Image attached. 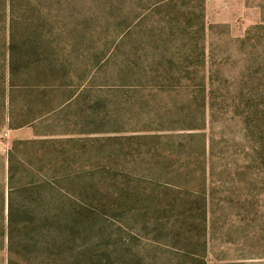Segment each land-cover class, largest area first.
<instances>
[{"label":"rangeland","instance_id":"1","mask_svg":"<svg viewBox=\"0 0 264 264\" xmlns=\"http://www.w3.org/2000/svg\"><path fill=\"white\" fill-rule=\"evenodd\" d=\"M0 264H264V0H0Z\"/></svg>","mask_w":264,"mask_h":264},{"label":"trees","instance_id":"2","mask_svg":"<svg viewBox=\"0 0 264 264\" xmlns=\"http://www.w3.org/2000/svg\"><path fill=\"white\" fill-rule=\"evenodd\" d=\"M9 171H12V164L9 165ZM8 209H9V211H8V213H9L8 225H9V229H10L11 225H12V210H13V206H12L11 201L8 204Z\"/></svg>","mask_w":264,"mask_h":264}]
</instances>
